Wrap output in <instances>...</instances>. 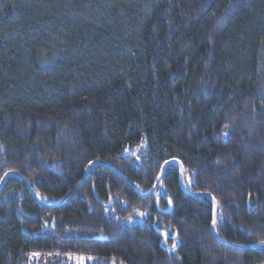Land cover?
I'll use <instances>...</instances> for the list:
<instances>
[{"label": "trees", "instance_id": "16d2710c", "mask_svg": "<svg viewBox=\"0 0 264 264\" xmlns=\"http://www.w3.org/2000/svg\"><path fill=\"white\" fill-rule=\"evenodd\" d=\"M10 173L0 264H264V0H0Z\"/></svg>", "mask_w": 264, "mask_h": 264}, {"label": "water", "instance_id": "95a60500", "mask_svg": "<svg viewBox=\"0 0 264 264\" xmlns=\"http://www.w3.org/2000/svg\"><path fill=\"white\" fill-rule=\"evenodd\" d=\"M178 165H179V169H180V176H179V180H180V184H181V186H182V188L187 192V193H191L186 187H185V185H184V182H183V174H184V167H183V165L179 162V161H175ZM95 163H103V162H95ZM103 164H105V165H107L108 166V164H106V163H103ZM91 165H93V164H91ZM90 165V166H91ZM168 165V163H166L165 164V166L163 167V169L162 170H164V168L166 167ZM17 175L19 178H21L23 181H25L24 179H23V177L20 175V174H17V173H10V174H7V175H5V177L2 179V181H1V184H0V190H1V187H2V185L4 184V182H5V180H6V178L9 176V175ZM85 179H86V177L84 178V180L76 187V188H74L72 191H70L69 193H68V195L63 199V200H61L59 203H57V204H54V205H50V207H53V206H57V205H60V204H63L83 183H84V181H85ZM26 184H27V182H26ZM28 185V184H27ZM132 185H134L133 183H132ZM30 190H31V188H30ZM154 191H155V188L149 193V194H146V195H144V196H149V195H152L153 193H154ZM31 192L34 194V197L39 201V199L37 198V196L35 195V193L33 192V190H31ZM209 197H211V199H212V201H213V204H214V218L216 219V214H217V202H216V200L211 196V195H209V194H207ZM172 209H173V206L170 204V207L168 208V210H166V211H163V212H165L166 214L167 213H171V211H172ZM213 218V219H214ZM212 233H213V235L218 239V237H217V234H216V230H215V228L213 227V225H212ZM159 234L161 235V236H163L164 237V239H163V243H166V241L167 240H165V234L163 233V232H161V231H159ZM168 237H169V234H168ZM229 245V244H228ZM233 246V245H232ZM166 251H168V252H171V251H169V250H166Z\"/></svg>", "mask_w": 264, "mask_h": 264}, {"label": "snow or ice", "instance_id": "6c2138e0", "mask_svg": "<svg viewBox=\"0 0 264 264\" xmlns=\"http://www.w3.org/2000/svg\"><path fill=\"white\" fill-rule=\"evenodd\" d=\"M225 127L227 128L228 126L227 125H225ZM224 135L225 136H227L228 135V133L227 132H225L224 133ZM141 215H144V213H140ZM128 219H131V217H129ZM216 223H217V221H216V219L214 218L213 220H212V225H213V227L215 228V226H216ZM168 239V234L167 233H165V240H167ZM261 243H264V241H261ZM172 247L173 248H175L176 247V245L175 244H173L172 245ZM33 255H36V254H33ZM81 259V261H83V259L84 258H80ZM89 259H91V258H89Z\"/></svg>", "mask_w": 264, "mask_h": 264}, {"label": "rangeland", "instance_id": "374dc122", "mask_svg": "<svg viewBox=\"0 0 264 264\" xmlns=\"http://www.w3.org/2000/svg\"><path fill=\"white\" fill-rule=\"evenodd\" d=\"M39 262H40V263H43L44 260H41V261H39ZM64 262H70V261L68 260V261H64ZM44 264H51V263H50V261H45ZM78 264H84V261L79 260V263H78Z\"/></svg>", "mask_w": 264, "mask_h": 264}]
</instances>
